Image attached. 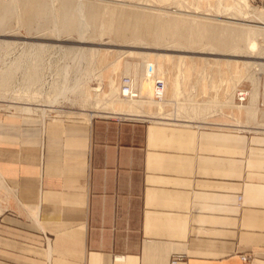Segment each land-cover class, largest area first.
I'll return each mask as SVG.
<instances>
[{
  "label": "crops",
  "instance_id": "crops-1",
  "mask_svg": "<svg viewBox=\"0 0 264 264\" xmlns=\"http://www.w3.org/2000/svg\"><path fill=\"white\" fill-rule=\"evenodd\" d=\"M164 120L0 114V264H264V129Z\"/></svg>",
  "mask_w": 264,
  "mask_h": 264
},
{
  "label": "rangeland",
  "instance_id": "rangeland-1",
  "mask_svg": "<svg viewBox=\"0 0 264 264\" xmlns=\"http://www.w3.org/2000/svg\"><path fill=\"white\" fill-rule=\"evenodd\" d=\"M107 4L118 6V14L150 12L155 7L170 14L194 13L215 24L235 17L239 22L252 21L258 29L264 28V0H0V114L40 123L121 115L264 129L259 121V113L264 111V32H251L250 40L257 45L251 50V58L234 57L241 60L240 65L223 66L219 62L230 56L224 57L225 53L212 50L208 44L199 53L176 49L170 43L160 46L168 45L175 51H164L152 49L150 35L147 40L142 39L145 30L133 32L128 27L117 36L118 31L114 30L120 15L114 18V30H108L110 16L101 13ZM234 10L242 15L233 17ZM145 45L150 47L143 48ZM209 57H216L215 64H208ZM146 60L158 66V77L163 75L168 81L167 92H175L174 97L178 98L161 110L149 103L147 107L136 105L135 116H130L125 111L129 99L119 91L120 79L123 75L133 77L141 91ZM249 61L253 63L245 64ZM114 74L111 92L105 93L107 78ZM223 87L230 90L226 99L242 106L241 113L235 114L231 106L222 104L224 97L218 93ZM238 91L249 95L242 103L236 99ZM249 99L251 106L247 105ZM117 103L125 104L123 111L115 110ZM44 104H51L48 108L55 111H46L43 117L40 112H18L26 111L24 108H30L26 112L45 109Z\"/></svg>",
  "mask_w": 264,
  "mask_h": 264
},
{
  "label": "bare ground",
  "instance_id": "bare-ground-1",
  "mask_svg": "<svg viewBox=\"0 0 264 264\" xmlns=\"http://www.w3.org/2000/svg\"><path fill=\"white\" fill-rule=\"evenodd\" d=\"M105 12L109 14L110 16L107 20L108 23H106V25H108L107 26L108 30H114V27H113L114 18L120 15L119 21L117 22V25L115 26V30H114V31H118L116 34L117 36L120 35L119 32L124 31L125 28L127 29L128 27L132 28L131 31L133 32L137 30H145L146 32H143L145 34L142 35V39L147 40L148 36L150 35L149 44L152 45V49H155V50L159 49V50H164V51H171V50L175 51L173 50V48H169L168 45L160 46V45H165V44L170 43L172 44V47L175 46L176 49L185 48L187 49V51H190V53L194 51L199 53L198 52L199 49H203V46L205 44H208L210 45L212 50H218L221 53H225L223 54L224 57L230 56L229 60L224 59L221 62H219L223 66H225V64L228 65L229 63H232V65H235L234 67H236L237 65H240L241 60L234 59V57L251 58V50L256 49L257 45L254 41L250 40V34L251 32H253L254 34L256 32H261V31L264 32V28L258 29L257 25L252 24V21H251V24L246 23L248 22L247 20L246 21L241 20L239 22V20L234 17L240 13V11L238 10H234L235 13L232 14L234 18L231 17L228 20L227 19H220V20L217 19L218 21H220V24H215L213 23L212 19H209L206 17H198L194 15V13L187 14V13H181V12L177 13L174 11L175 13L170 14L169 12H164L160 9H156L155 7H153L150 12L139 11V12H135L132 14L122 12L124 14L122 13L118 14L119 13L118 6L107 4L105 5L104 10H102L101 12L103 16L104 14H106ZM240 15L242 14L240 13ZM221 22H226V24H222ZM243 26L244 28H241ZM80 41L84 42L83 37H81ZM241 44H243L244 46ZM150 45H145L143 46V48H148V46L150 47ZM156 46H159V47L156 48ZM81 51H78V53L81 54L82 53ZM160 55L166 56L167 54H160ZM180 55L181 56L183 55L185 57V54H180ZM215 58L216 57L214 58L209 57L208 64H215L213 63V62H216ZM251 63L253 62L251 61L245 62V64H251ZM157 67L158 66L152 60H146L143 62L142 76H141L142 77V82H141L142 87H141L140 92L136 88V83L134 84V80H133L134 78L127 75L132 79L131 87L133 89L131 91V94H128V96L126 97L129 99V102L127 101L126 106L125 104L117 103L115 105V110L123 111L124 110L123 107L125 106V111L129 113L128 115L135 116L133 112L136 109L135 107H137L136 105H139V104L143 105L144 107L148 106L147 103H149V105L153 104L158 110H161L163 106L169 105V102L167 99L163 101L164 96H165V89H166V85H165L166 78L161 74H160L161 77H158ZM115 77L116 75L114 74L107 78V85L105 87L106 89L105 93L111 92V89H112L111 85L112 83H114ZM156 79H161L164 81L163 95L161 96L160 99H156L154 97L155 95L154 82ZM119 91L121 94L120 88H119ZM229 91L228 89L225 90V88L223 87L222 90L218 93V94H221L222 97H224L223 98L224 102H222V104L227 105L229 107L231 106V111H233V113L235 114L236 113L239 114L241 113L243 108L242 106H238L234 102H231L230 99H226L227 98L226 95ZM212 94L217 95V93H212ZM247 97H249L248 94H247ZM231 98H234V93ZM153 99L156 101H154ZM251 104H253V102L251 99H249L247 105L251 106ZM12 107L18 108L15 106H12ZM48 107H51V104H44L45 109L43 108L39 109V111L42 114V117L45 116L46 111H49V112L55 111L54 109H50ZM29 109L30 108H24V110L26 111H28ZM137 112L139 111L137 110Z\"/></svg>",
  "mask_w": 264,
  "mask_h": 264
},
{
  "label": "built area",
  "instance_id": "built-area-1",
  "mask_svg": "<svg viewBox=\"0 0 264 264\" xmlns=\"http://www.w3.org/2000/svg\"><path fill=\"white\" fill-rule=\"evenodd\" d=\"M131 83H132V79L127 76V75H123L120 79V90H121V94L123 97H127L128 94H131V91L133 90L131 87ZM163 89H164V81L161 79H156L154 82V97L156 99H160L161 96L163 95ZM136 96V95H135ZM134 96V97H135ZM236 97H237V101L238 102H243L245 101L247 94L246 92H242V91H238L236 93ZM59 120V119H57ZM62 121V120H60ZM240 197H238V201H240ZM183 259V257H177L175 260L172 261V263H175L178 260ZM241 259L245 262H251V256H241Z\"/></svg>",
  "mask_w": 264,
  "mask_h": 264
}]
</instances>
